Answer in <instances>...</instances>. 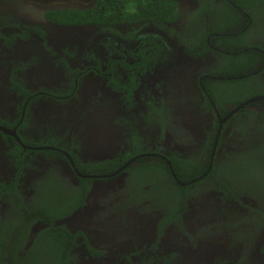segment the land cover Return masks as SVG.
I'll return each instance as SVG.
<instances>
[{"label":"flooded vegetation","instance_id":"obj_1","mask_svg":"<svg viewBox=\"0 0 264 264\" xmlns=\"http://www.w3.org/2000/svg\"><path fill=\"white\" fill-rule=\"evenodd\" d=\"M0 264H264V0H0Z\"/></svg>","mask_w":264,"mask_h":264}]
</instances>
